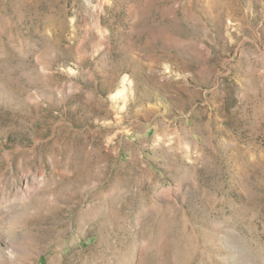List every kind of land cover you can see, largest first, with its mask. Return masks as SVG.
I'll return each instance as SVG.
<instances>
[{
    "label": "rangeland",
    "instance_id": "rangeland-1",
    "mask_svg": "<svg viewBox=\"0 0 264 264\" xmlns=\"http://www.w3.org/2000/svg\"><path fill=\"white\" fill-rule=\"evenodd\" d=\"M0 264H264V0H0Z\"/></svg>",
    "mask_w": 264,
    "mask_h": 264
}]
</instances>
